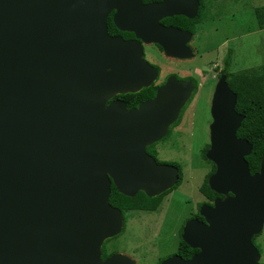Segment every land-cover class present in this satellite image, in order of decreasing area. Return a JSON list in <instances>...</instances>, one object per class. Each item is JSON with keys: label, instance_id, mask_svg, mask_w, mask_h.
I'll return each mask as SVG.
<instances>
[{"label": "water", "instance_id": "obj_1", "mask_svg": "<svg viewBox=\"0 0 264 264\" xmlns=\"http://www.w3.org/2000/svg\"><path fill=\"white\" fill-rule=\"evenodd\" d=\"M174 0H0V264H136L103 243L123 228L110 203L123 195L156 197L178 181L176 166L158 163L147 147L167 136L193 91L169 77L151 100L128 109L107 100L148 87L156 69L138 41L107 33L115 9L120 29L167 56L191 58L190 34L158 23ZM225 76L211 99L206 158L215 165L210 189L223 197L203 204L182 240L199 251L160 264H260L252 242L264 225V150L250 173L252 144L237 137L244 116Z\"/></svg>", "mask_w": 264, "mask_h": 264}, {"label": "rangeland", "instance_id": "obj_2", "mask_svg": "<svg viewBox=\"0 0 264 264\" xmlns=\"http://www.w3.org/2000/svg\"><path fill=\"white\" fill-rule=\"evenodd\" d=\"M262 5L264 0H237L233 10L236 13L235 25L228 30L219 26L215 29L213 24L203 26L195 54L189 60L194 67L204 70L201 84L214 73H219L222 63L229 56L230 72L264 67V29L257 27L253 16L254 8ZM151 47H148L147 56L153 65L165 63L172 66L176 63V60L164 55H155ZM210 106L211 86L201 85L187 104L180 123L171 125L168 137L153 147L160 161L176 163L182 171L180 185L172 190L174 199L171 200L170 193L163 198L157 210L130 213L124 229L103 243L106 252L127 255L136 264H160L176 249L179 231L194 214L195 204L207 201L200 187L212 168L202 156L209 144L207 124L210 121ZM186 200L190 202L185 203ZM252 242L260 253L259 263L264 264V225L261 232L253 236Z\"/></svg>", "mask_w": 264, "mask_h": 264}, {"label": "flooded vegetation", "instance_id": "obj_3", "mask_svg": "<svg viewBox=\"0 0 264 264\" xmlns=\"http://www.w3.org/2000/svg\"><path fill=\"white\" fill-rule=\"evenodd\" d=\"M161 1H164V0H142V3L143 4H151V3H159ZM171 4H172V8L179 6L181 8V10H183L184 12L189 13V14H191L194 11L193 8H194V5L196 4V10L194 11L195 15L193 17H188L184 14L172 12V13H169V14L163 16L162 18H160L158 20V23L163 27L171 28L177 32L190 34L189 35L190 38L186 42V46L189 47L190 49H192L193 56L195 54V46L198 44L199 40L201 39V38L199 39V37H200L199 33L204 29L203 26L205 24H209V26H211L213 24V25H215V27H214L215 29L219 26L218 28H224L227 30L230 26L235 25L234 17L236 15V13L233 10L237 4V0H174ZM115 14H116V10L113 9L106 16L105 22H106V28H107L108 35L111 37L118 36V37H121L122 39H124L126 41H133V40L138 41L142 46V57L150 66H152L153 68L156 69V75L154 77V80L152 81V83L148 87H144L140 90V91H142L143 89H148V88L154 89V94L152 97L140 100V99L132 96L133 94H136L138 92H136V93H132V92L117 93L113 97H111L110 99L107 100V102H106L107 104H109L110 102H112L114 100H120V101L125 103V105L128 109L137 108L139 106V104L142 103L143 101L153 99L156 95L158 88L160 86L164 85L169 77H174L178 81L191 82L193 85V91L190 95V98L187 100L186 104L183 106V108L180 111V115L178 118V120H179L178 124H179L180 121L182 120L183 112L185 111L187 104L189 103V101L191 100L193 95H195L197 93V91L199 90V87L201 85H202V87L205 84L208 86H211V99H212V95H213V92L215 90V87H216V85H217V83L220 80L222 75L225 76V81L228 85L229 79L227 77L226 72H224V71H227V72H230V71H229V68H227L225 61L222 63V66L220 68L219 73H214V75L211 78H209V80L207 82L205 81L203 84H201L200 80L203 79V81H204V70L202 68L194 67L189 62V60H191L193 58V56L191 58H177V57L167 56L159 44H157V43H145L142 40L138 39L136 37V34L133 31L120 29L114 20ZM221 22H222V24L219 25ZM149 46H152L151 48H153V50H154L153 52L155 53V55L156 54L157 55H164L170 59L176 60V63L174 62V65H172V66H168V65H165V63H162L160 66L159 64H157L154 61L156 63V65H153L149 61V57L147 56V51L149 50V48H148ZM228 87H229V85H228ZM210 108H211V106H210ZM210 108H209V114H210ZM211 122H212V117L210 114V121L207 124L208 132L210 131L209 127H210ZM173 125H174V123L172 124V126ZM168 132H169V130H168ZM149 154L152 155L158 163H164V164H170V165L176 166L175 165L176 163H173V162L168 161V160H163V161L161 160L160 161L157 158V152H156L155 156L152 153H149ZM111 185H113V183ZM174 187L175 186H173L171 189L162 193L163 196L161 198V202H162L163 198H166V196H168L170 193H172L171 194V200L174 199L175 195H174V192H172V190H175L177 188V187L176 188H174ZM139 192H142V191H139ZM136 195H134V196H136ZM213 201H210L209 199H207L206 202L196 203L194 206V209H195L194 214L190 218H188L184 223H186L190 219H197V220L203 221V218L200 216V213H199L200 207L204 203L212 205ZM189 202H190L189 200L185 201V203H189ZM182 208L184 209L183 204H182ZM130 213H133V212H122L123 220H124L122 230L125 227V224L127 222V219H128V216ZM125 216H126V219H125ZM198 217H201V218H198ZM184 225L185 224L182 225V230H183ZM180 240H182V232H181V235L178 239L176 249L173 252H171L169 254V256H165L164 259H166V258H168L174 254H177L179 256L182 255L180 252L181 251L180 249H182L183 246L181 245ZM106 253L109 256L114 254V253H108V252H106Z\"/></svg>", "mask_w": 264, "mask_h": 264}, {"label": "trees", "instance_id": "obj_4", "mask_svg": "<svg viewBox=\"0 0 264 264\" xmlns=\"http://www.w3.org/2000/svg\"><path fill=\"white\" fill-rule=\"evenodd\" d=\"M253 16L256 21V25L259 29H264V5L254 8ZM227 68L230 65V56L225 60ZM229 79L228 85L230 89L236 94L237 101L235 105L236 112L244 116L238 130L237 137L244 138L252 144V151L250 155L246 157L250 173L253 174L259 170L262 152L264 150V67L257 69H245L234 72H227ZM154 94V89H143L142 91L133 94L132 96L140 100L150 98ZM179 122L176 121L174 126ZM169 135V132L166 137L162 140H165ZM157 143V142H156ZM156 143L147 147V152L152 153L154 156L156 150L153 148ZM210 144L203 150V158L211 163V171L206 175L200 191L202 194L213 201L217 197H223L220 194L212 191L208 186V178L215 171V165L210 160L206 158V151L208 150ZM179 169V179L175 184V187H178L182 181V171L180 167L175 164ZM162 195L156 197H148L145 193L139 192L136 196L130 197L125 196L117 191L114 185H111V195L110 203L119 208L122 212H136V211H148L153 212L158 209L161 203ZM201 218V217H198ZM182 227L179 231L181 235ZM107 239L105 242H107ZM181 245L183 246L181 251V257L184 259L190 258L195 254L198 249H193L188 246L183 240ZM109 257L102 246V258L105 259Z\"/></svg>", "mask_w": 264, "mask_h": 264}]
</instances>
